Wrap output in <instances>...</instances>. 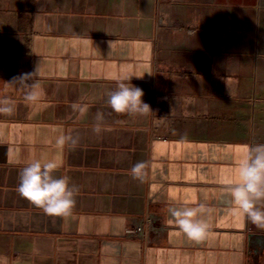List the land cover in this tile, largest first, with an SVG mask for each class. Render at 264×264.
I'll use <instances>...</instances> for the list:
<instances>
[{"label":"crops","instance_id":"0c3cea01","mask_svg":"<svg viewBox=\"0 0 264 264\" xmlns=\"http://www.w3.org/2000/svg\"><path fill=\"white\" fill-rule=\"evenodd\" d=\"M124 77L151 112L108 106ZM3 100L9 264H264V229L230 195L250 147L264 144V0H0ZM57 129L78 144H57ZM35 160H55L53 174L78 186L71 216L17 192ZM201 205L211 228L195 242L168 209ZM142 219L143 237L126 233Z\"/></svg>","mask_w":264,"mask_h":264},{"label":"clouds","instance_id":"9594fccd","mask_svg":"<svg viewBox=\"0 0 264 264\" xmlns=\"http://www.w3.org/2000/svg\"><path fill=\"white\" fill-rule=\"evenodd\" d=\"M27 78V77H26ZM132 77H124L117 83V89L108 93L107 104L116 114L143 115L151 112V107L145 103L143 89L131 83ZM36 99L32 92L25 96L26 101ZM13 108L7 100L0 101V113L11 114ZM102 120V114L98 115ZM93 130L99 132L97 124ZM60 135L57 144H78V138L67 136L62 129H57ZM59 167L55 160L41 162L35 160L24 166L19 172L17 192L33 205L40 207L49 216L69 217L76 205L78 186L71 184L66 176L57 177L53 173ZM145 163L138 162L131 169L135 177L144 169ZM233 211L245 217L257 228L264 229V144L252 146L247 157L239 166V181L230 187ZM200 208L172 207L168 211L181 233L188 239L200 242L210 232L211 225L202 215ZM0 264H9L7 256L0 255Z\"/></svg>","mask_w":264,"mask_h":264},{"label":"built area","instance_id":"2783aa9c","mask_svg":"<svg viewBox=\"0 0 264 264\" xmlns=\"http://www.w3.org/2000/svg\"><path fill=\"white\" fill-rule=\"evenodd\" d=\"M144 220H139V223L127 228L126 233L129 235H139L143 237L145 230L143 225Z\"/></svg>","mask_w":264,"mask_h":264}]
</instances>
